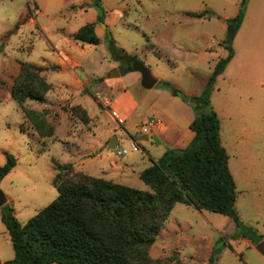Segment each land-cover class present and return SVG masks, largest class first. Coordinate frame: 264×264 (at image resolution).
Here are the masks:
<instances>
[{"label":"rangeland","instance_id":"obj_1","mask_svg":"<svg viewBox=\"0 0 264 264\" xmlns=\"http://www.w3.org/2000/svg\"><path fill=\"white\" fill-rule=\"evenodd\" d=\"M241 1L0 0V165L6 161L5 152L17 159L16 166L0 180V188L16 217L25 223L56 198L54 178L58 172L63 185L75 182L79 171L99 175L95 160L86 162L84 170L75 162L83 153L84 140H89V145L93 142L110 147L109 138L117 134L123 139L122 147L128 146L132 138L141 150L122 155L110 147L111 151L119 157L146 158L141 143L154 123L138 121L134 137L126 131V118L118 116L111 106L113 91L107 84L120 75L109 77V71L127 67L130 57L141 59L158 83L150 89L141 82L130 85L138 97L149 92L153 102L168 107V95L174 94L162 84L167 81L179 90L180 99L185 100L181 94L188 95L185 101L192 106L217 56L228 53L218 41L225 37L226 16H235ZM203 9L212 12L206 15L211 18H194L186 13ZM247 12L245 25L233 45L235 59L217 77L213 90L223 105L238 103L256 109L257 128L251 141L258 146L260 159L251 176L235 172L236 208L242 227H237L229 215L178 202L148 249L153 260H174V264H264V254L252 238L242 235L246 228L253 238L260 236L264 241V0H249ZM98 14L101 21L97 20ZM90 22L100 42L75 40V32ZM109 37L129 59L112 58ZM22 63L39 69L25 71L17 82ZM15 87L42 94L43 98L19 101L12 96ZM192 113L195 115L194 110ZM67 164L72 165L69 172ZM128 182L152 190L140 176ZM0 254L5 261L14 255L2 220Z\"/></svg>","mask_w":264,"mask_h":264},{"label":"trees","instance_id":"obj_2","mask_svg":"<svg viewBox=\"0 0 264 264\" xmlns=\"http://www.w3.org/2000/svg\"><path fill=\"white\" fill-rule=\"evenodd\" d=\"M248 1L242 0L238 13L226 21L221 45L228 53L218 59L203 90L193 99L195 116L190 128L195 132L194 137L183 148H168L139 173L152 190L83 171L76 173L75 182L63 185L62 174L58 172L54 178L58 195L25 223L16 217L11 204L1 206L14 256L0 264H174V260L171 263L153 260L148 249L178 202L229 215L237 227H242L236 208V182L229 167V153L221 141V121L211 95L215 80L235 54L233 41L244 20ZM207 13L212 14L209 9L187 12L194 17H204ZM97 20L101 21L99 14ZM74 39L89 44L100 42L93 22L81 26ZM108 46L115 60L129 59L111 37ZM29 69L39 68L22 63L17 82ZM131 70V63L120 68L121 74ZM162 84L179 95L170 82L162 81ZM12 96L19 101L26 97L43 98L42 94L19 91L16 87ZM5 155L6 161L0 165V180L17 163L13 154L5 152ZM57 167L62 165L57 163ZM65 168L69 172L72 165ZM243 230L242 235L252 238L253 243L261 241L260 236L253 238L249 229Z\"/></svg>","mask_w":264,"mask_h":264},{"label":"crops","instance_id":"obj_3","mask_svg":"<svg viewBox=\"0 0 264 264\" xmlns=\"http://www.w3.org/2000/svg\"><path fill=\"white\" fill-rule=\"evenodd\" d=\"M187 12L188 11H186V13ZM247 14L248 12L234 38L233 45H235L237 37L245 25ZM226 17L229 19L233 16ZM194 18L209 19L211 17L204 16ZM224 24L226 31L227 24ZM223 39H220L218 43L220 44ZM235 54L226 68H228L229 64L235 59ZM220 57L222 56H217L216 62ZM118 69L120 71V68ZM139 82H141L140 72L131 70L125 74H121L120 72L119 77L108 80L107 84L113 91V98L110 104L117 110L116 114L118 116L126 118L127 124L125 123V129L128 133H131L134 137V134L137 132L138 121L143 123H154V125L149 126V135L144 137L141 143L144 148L143 152L147 154V157H119L114 155L109 146L106 147L104 145L94 144L93 142L89 145V140H84L81 149L83 153H80L75 160L76 164L80 165L83 170V166L86 162L95 160V163L99 165L98 177L129 185L128 181L132 180L133 177L139 176V173L145 167L149 166L152 160H157L168 148H183L187 146L194 137L195 132L190 128V123L195 116L192 113V106L185 100L180 99L177 95L165 94L168 95L170 103L168 107L160 105L158 102H153L154 96L150 95L149 92L143 95L141 94L142 96L138 97L130 88V85ZM215 90L216 88L214 91ZM156 99L157 98H155V100ZM211 102L220 117L221 141L229 153V167L237 187L238 180L235 177V172L242 171L246 173L247 176H251L254 164L260 159L258 146L254 145L251 141L253 130L257 128V125L254 124L256 109L253 106H240L238 103H227L223 105L215 98L214 92H212L211 95ZM114 135L117 136L119 145H122V143H124L123 139L117 134ZM85 143H88V146H85ZM127 143L128 142H125V144ZM90 146L92 149L91 151L89 148ZM78 150L79 147L76 146V153H78ZM92 151H94V153ZM261 161L264 162V157H262ZM84 171L90 174L88 170ZM256 192H258V190H256ZM0 220H2L1 207ZM247 242L251 245L253 244L249 240ZM4 261L5 258L0 254V262Z\"/></svg>","mask_w":264,"mask_h":264},{"label":"water","instance_id":"obj_4","mask_svg":"<svg viewBox=\"0 0 264 264\" xmlns=\"http://www.w3.org/2000/svg\"><path fill=\"white\" fill-rule=\"evenodd\" d=\"M129 63H131L132 69L134 71H138L141 74V85L147 89L153 88L158 83V78L153 75L150 68L145 64L144 61L141 59H138L136 57H130ZM120 71L118 68H114L111 71H109L108 76H119ZM182 98L185 100L189 99L188 95L181 94ZM109 145L112 149H115L119 146V142L116 135H113L109 139ZM8 201L7 196L0 188V207L5 205ZM256 248L264 254V241H260L256 244Z\"/></svg>","mask_w":264,"mask_h":264},{"label":"built area","instance_id":"obj_5","mask_svg":"<svg viewBox=\"0 0 264 264\" xmlns=\"http://www.w3.org/2000/svg\"><path fill=\"white\" fill-rule=\"evenodd\" d=\"M120 120H122V119H120ZM114 150H116L119 155H122V154H126L130 151H139V150H141V148L138 146V144L133 139H131L128 146H122L121 147L119 145Z\"/></svg>","mask_w":264,"mask_h":264}]
</instances>
